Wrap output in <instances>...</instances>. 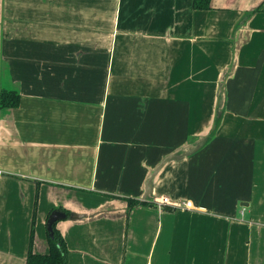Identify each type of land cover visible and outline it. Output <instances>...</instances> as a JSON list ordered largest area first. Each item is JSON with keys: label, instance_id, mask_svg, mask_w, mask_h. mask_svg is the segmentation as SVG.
<instances>
[{"label": "crops", "instance_id": "0c3cea01", "mask_svg": "<svg viewBox=\"0 0 264 264\" xmlns=\"http://www.w3.org/2000/svg\"><path fill=\"white\" fill-rule=\"evenodd\" d=\"M1 90L0 264L36 195L33 254L264 264V0H0Z\"/></svg>", "mask_w": 264, "mask_h": 264}, {"label": "trees", "instance_id": "16d2710c", "mask_svg": "<svg viewBox=\"0 0 264 264\" xmlns=\"http://www.w3.org/2000/svg\"><path fill=\"white\" fill-rule=\"evenodd\" d=\"M212 0H192V8L196 11H207L211 9ZM19 104V96L12 91H0V109L15 108ZM127 210L138 205L145 204L133 199H128ZM37 203V195L34 204L32 215L31 230L29 237V245L26 255L25 264H67V249L61 234L56 230L55 224L53 225V237H47L49 251L45 255H37L32 252V244L34 239V224H35V208Z\"/></svg>", "mask_w": 264, "mask_h": 264}, {"label": "built area", "instance_id": "2783aa9c", "mask_svg": "<svg viewBox=\"0 0 264 264\" xmlns=\"http://www.w3.org/2000/svg\"><path fill=\"white\" fill-rule=\"evenodd\" d=\"M157 208H161L163 206H172V208H176L178 210H195L194 207L191 206L190 202H181L179 204H173L166 197H160L155 200L154 204Z\"/></svg>", "mask_w": 264, "mask_h": 264}, {"label": "water", "instance_id": "95a60500", "mask_svg": "<svg viewBox=\"0 0 264 264\" xmlns=\"http://www.w3.org/2000/svg\"><path fill=\"white\" fill-rule=\"evenodd\" d=\"M63 219H65V214H63L60 211L55 210L50 213L46 221V230L50 238L53 237V229H52L53 225Z\"/></svg>", "mask_w": 264, "mask_h": 264}]
</instances>
